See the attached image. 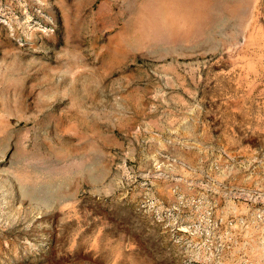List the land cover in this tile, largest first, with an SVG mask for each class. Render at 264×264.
Returning a JSON list of instances; mask_svg holds the SVG:
<instances>
[{
  "label": "rangeland",
  "instance_id": "1",
  "mask_svg": "<svg viewBox=\"0 0 264 264\" xmlns=\"http://www.w3.org/2000/svg\"><path fill=\"white\" fill-rule=\"evenodd\" d=\"M0 264H264V0H0Z\"/></svg>",
  "mask_w": 264,
  "mask_h": 264
}]
</instances>
